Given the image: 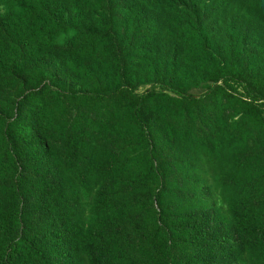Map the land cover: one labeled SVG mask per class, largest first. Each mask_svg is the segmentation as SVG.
Masks as SVG:
<instances>
[{
    "label": "trees",
    "instance_id": "16d2710c",
    "mask_svg": "<svg viewBox=\"0 0 264 264\" xmlns=\"http://www.w3.org/2000/svg\"><path fill=\"white\" fill-rule=\"evenodd\" d=\"M0 264H264V0H0Z\"/></svg>",
    "mask_w": 264,
    "mask_h": 264
}]
</instances>
